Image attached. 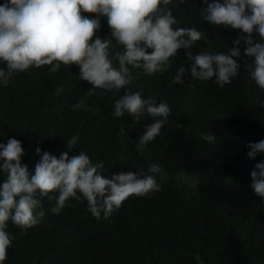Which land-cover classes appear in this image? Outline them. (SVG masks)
Segmentation results:
<instances>
[{
    "label": "trees",
    "instance_id": "1",
    "mask_svg": "<svg viewBox=\"0 0 264 264\" xmlns=\"http://www.w3.org/2000/svg\"><path fill=\"white\" fill-rule=\"evenodd\" d=\"M169 7L178 21L175 27L204 33L194 54L203 49L227 53L241 36L239 30L208 23L204 0H173ZM97 36L111 39L106 17H101ZM244 47L242 42L241 56L233 57L241 65L240 75L223 88L215 78L201 81L188 72L183 84H174L177 68L191 63L184 49L163 73L148 76L129 66L134 79L128 90L171 109L161 134L143 151L137 145L154 118L145 114L134 123L127 113L115 117V101L125 90L89 94L91 85L80 79L75 65H62L56 73L49 72L50 66L33 67L15 74L7 87L0 85V143L13 137L21 141V163L30 171L40 160L37 147L57 158L65 151L69 157L84 151L94 163L104 164L109 178L132 171L154 175L161 187L129 197L99 219L86 202L72 200L73 206L56 215L50 211L55 201L44 199L46 214L37 226L21 229L7 222L14 240L5 264H264V200L250 187V174L264 154L255 160L247 155L250 143L264 140V91L245 72V61L252 59L243 55ZM109 52L115 57L123 48L113 40ZM60 87L64 91L56 95ZM80 102L84 107L74 110ZM200 133H214L216 142L209 144ZM73 136L78 141L69 150ZM150 164L161 171L150 173ZM5 178L0 173V183Z\"/></svg>",
    "mask_w": 264,
    "mask_h": 264
},
{
    "label": "clouds",
    "instance_id": "2",
    "mask_svg": "<svg viewBox=\"0 0 264 264\" xmlns=\"http://www.w3.org/2000/svg\"><path fill=\"white\" fill-rule=\"evenodd\" d=\"M172 3L173 0H5L0 5V63L6 67L0 68V85L7 87L15 74L33 67L50 66L49 72L56 73L62 65H75L80 79L91 85L89 94L97 89L116 93L125 90L115 101V117L127 113L134 123H139L145 114L154 118L137 145L141 151L161 134L171 109L166 102L157 104L152 98H143L140 92L128 90L134 79L129 66L142 69L148 76L163 73L170 70L178 51L184 49L186 61L191 63L188 68H177L173 83L183 84L188 72L201 81L215 78L214 82L223 88L240 75L241 65L233 57L241 56L243 42V55L252 59V63L245 61V72L264 91V0H204L207 8L202 11L208 23L239 30L241 36L227 53L203 49L198 54L192 49L204 39V33L196 28L175 27L178 21L169 7ZM84 13L95 14V18ZM101 17L107 18L111 29L109 40L97 36ZM113 40L123 48V53L115 57L109 52ZM62 91V87L57 88L56 95ZM260 103L264 106V101ZM83 107V102L73 106L74 110ZM120 134L124 136L123 128ZM200 137L209 144L216 142L214 133H200ZM77 141L78 137H71L68 149L74 148ZM248 147L250 159L264 154V140ZM36 153L40 160L30 171L21 163V141L13 137L6 144L0 143V173L6 175L0 183V264H5L14 240L7 231V222L21 229L37 226L46 214L44 199L55 201L50 211L56 215L73 206L72 200L86 202L88 210L99 219L101 213L109 217L131 196L144 197L161 190L154 175L128 171L105 176L104 164L94 163L84 151L71 157L65 151L59 158L47 151L41 154L39 147ZM160 171L158 165H149L150 173ZM250 175V187L264 200V161L256 163Z\"/></svg>",
    "mask_w": 264,
    "mask_h": 264
}]
</instances>
